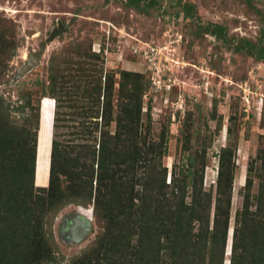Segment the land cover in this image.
Returning <instances> with one entry per match:
<instances>
[{"label": "rangeland", "instance_id": "obj_1", "mask_svg": "<svg viewBox=\"0 0 264 264\" xmlns=\"http://www.w3.org/2000/svg\"><path fill=\"white\" fill-rule=\"evenodd\" d=\"M183 4H192L193 13L186 15ZM0 34V38L5 36L3 40L18 42L8 43L0 78V100L9 106L13 119L18 118L14 108L20 103L21 88H32L36 101L43 94L49 95V83L56 72H61L58 85L65 92V100L59 107L62 117L53 131L56 129L68 150L75 144L95 145L100 136L94 120L87 115L92 112L88 107L92 99L84 97L86 82L95 79L93 72L96 77L102 73L103 85L113 81L115 116L119 112L116 102L122 70L145 73L151 80L143 97L140 129L144 134L149 127L153 139L166 131L167 151L162 165L169 168L168 178L174 162L182 164L188 153L207 146L209 165L204 184L209 189L217 175L220 146L231 147L237 164L231 238L252 159L257 168L252 173L254 193L258 189L257 172L264 175V0H156L152 5L142 0L139 7L129 6L127 0H0ZM88 43H92L94 52L101 51L98 58H82L74 52L75 45ZM147 44L159 48L156 58L143 53L148 50ZM8 49L14 50L9 57ZM31 53L39 62L25 70ZM68 58L75 61L66 62ZM42 106L47 115L55 108V100L45 96ZM110 129H116L114 120ZM43 131L45 134V127ZM53 131L49 129V135ZM184 133L190 134L189 152L183 149ZM44 142L42 137L39 164L47 161L50 166L52 135L48 157ZM47 168L38 166L39 181ZM49 180L50 168L46 188ZM34 185L36 193H43L35 181ZM92 203H71L56 213L50 211L52 247L60 264H71L103 233L105 227L95 218ZM78 210L91 215L92 229L74 241L70 226ZM230 244L231 239L224 264H230Z\"/></svg>", "mask_w": 264, "mask_h": 264}, {"label": "trees", "instance_id": "obj_2", "mask_svg": "<svg viewBox=\"0 0 264 264\" xmlns=\"http://www.w3.org/2000/svg\"><path fill=\"white\" fill-rule=\"evenodd\" d=\"M127 1L131 7L142 3ZM149 2L152 5L156 0ZM193 8L192 4L182 6L186 15L192 14ZM212 32L217 34L215 29ZM4 37L0 38V78L8 43H18ZM81 47L74 46L78 57L98 58L101 52H94L92 43ZM8 50L9 57L14 50ZM70 59L75 61H65ZM60 73L56 72L49 83V95L43 94L55 99V110L47 115L45 107L41 109L43 97L35 101L32 88L20 89L21 100L14 108L17 119L0 100V264H60L52 247L50 211L56 213L71 203L87 206L92 202L93 214L105 229L97 242L74 257L71 264H224L230 239V264H264V175L257 172L259 182L254 193L252 173L257 168L253 159L230 238L237 165L231 147L220 146L217 175L209 189L204 184L209 165L207 146L188 153L182 164L174 162L168 178L169 168L162 165L167 151L166 131L153 139L149 127L144 134L140 129L143 97L151 80L145 73L122 70L116 102L119 112L115 116L113 81L103 85L102 73L96 77L93 72L95 79L86 82L84 97L92 99L88 106L92 112L87 115L94 120L100 136L95 145L75 144L68 150L56 129L53 131L62 117L59 107L65 100V92L58 85ZM113 120L114 132L110 129ZM221 126L218 123L216 127ZM49 129L53 134L49 135ZM228 129L230 132L231 127ZM51 135V164L43 163L48 168L39 181L38 166L44 168L39 164L40 142L43 137L48 157ZM184 136L183 149L189 152L190 134ZM49 168L50 184L46 188ZM34 181L43 193L34 191Z\"/></svg>", "mask_w": 264, "mask_h": 264}, {"label": "water", "instance_id": "obj_3", "mask_svg": "<svg viewBox=\"0 0 264 264\" xmlns=\"http://www.w3.org/2000/svg\"><path fill=\"white\" fill-rule=\"evenodd\" d=\"M59 24H61V21H59ZM29 57H30V60L27 62V64L24 67L25 70L32 68L34 65H36L39 62V58L35 54L31 53L29 54ZM38 149H39V142H38V147H37V155L39 152ZM36 163H37L36 166H38V156L36 159ZM90 217L91 215L89 216L88 214L82 213L80 212V210H78L77 216L75 217L73 224L70 226L71 236L74 241L81 240L84 236H86L91 231L92 221L90 220Z\"/></svg>", "mask_w": 264, "mask_h": 264}, {"label": "built area", "instance_id": "obj_4", "mask_svg": "<svg viewBox=\"0 0 264 264\" xmlns=\"http://www.w3.org/2000/svg\"><path fill=\"white\" fill-rule=\"evenodd\" d=\"M149 45V46H148ZM147 48H148V50H146V49H144V51H143V53L145 54V56H146V53H151L153 56H155V58H156V55L158 54V49L159 48H156V46L155 47H153L152 45H150V44H147ZM138 49H139V47H137V49H135V52H137L138 51ZM100 51V50H99ZM141 53V52H140Z\"/></svg>", "mask_w": 264, "mask_h": 264}, {"label": "clouds", "instance_id": "obj_5", "mask_svg": "<svg viewBox=\"0 0 264 264\" xmlns=\"http://www.w3.org/2000/svg\"><path fill=\"white\" fill-rule=\"evenodd\" d=\"M45 97V96H44ZM44 97L42 98V101H41V108H42V103H43V100H44ZM48 97H50V96H48ZM52 98V97H51ZM54 99V98H53ZM55 100V99H54ZM53 110H55V108L53 109ZM52 129H53V127H52Z\"/></svg>", "mask_w": 264, "mask_h": 264}, {"label": "flooded vegetation", "instance_id": "obj_6", "mask_svg": "<svg viewBox=\"0 0 264 264\" xmlns=\"http://www.w3.org/2000/svg\"><path fill=\"white\" fill-rule=\"evenodd\" d=\"M28 60H30V57L28 58ZM76 216H77V214L74 216V219H75Z\"/></svg>", "mask_w": 264, "mask_h": 264}, {"label": "bare ground", "instance_id": "obj_7", "mask_svg": "<svg viewBox=\"0 0 264 264\" xmlns=\"http://www.w3.org/2000/svg\"><path fill=\"white\" fill-rule=\"evenodd\" d=\"M89 210V209H88Z\"/></svg>", "mask_w": 264, "mask_h": 264}]
</instances>
